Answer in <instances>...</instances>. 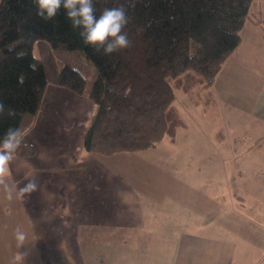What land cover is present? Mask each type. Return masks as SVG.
I'll list each match as a JSON object with an SVG mask.
<instances>
[{"label": "trees", "instance_id": "trees-1", "mask_svg": "<svg viewBox=\"0 0 264 264\" xmlns=\"http://www.w3.org/2000/svg\"><path fill=\"white\" fill-rule=\"evenodd\" d=\"M253 1L94 0L97 15L123 4L130 18L124 31L131 46L103 55L82 43L63 9L45 22L33 0H0V102L17 113L0 118V136L9 127L26 134L35 125L50 81L34 47L46 40L54 51L78 50L96 66L89 88L78 67L58 66L60 86L97 104L84 138L88 152L135 151L174 138L186 124L175 104L176 90L204 109L216 105L215 78L241 42L247 19L264 27L262 17L251 15ZM32 63L38 67L35 72ZM21 74L22 85L17 79ZM27 144L18 156L35 155V145Z\"/></svg>", "mask_w": 264, "mask_h": 264}, {"label": "rangeland", "instance_id": "rangeland-1", "mask_svg": "<svg viewBox=\"0 0 264 264\" xmlns=\"http://www.w3.org/2000/svg\"><path fill=\"white\" fill-rule=\"evenodd\" d=\"M261 1L252 3L251 15L255 18L261 17L257 10ZM251 22L254 21L248 18L247 23ZM246 29L248 26L242 29L241 42L215 78L212 88L217 96L216 105L204 109L192 103L184 91L176 90L175 104L186 124L177 128L174 138L164 137L152 147L112 154L88 153L83 144L96 102L63 89L61 93H52L44 102L39 118L37 116V126L35 122L30 129H33L30 138L35 141L39 158L28 171L38 175L39 196L49 201L68 196L72 210H77L75 199L94 198L88 194L94 188L85 185L91 184L96 190L107 178L113 185L119 180L115 173L140 184V190L143 183L151 181L161 184L163 189L170 188L161 196L168 202L182 199L181 203H188L187 208L186 204L180 205V212L185 216L201 213L197 208L203 197H193L194 189L223 210L233 230L238 232V227H243L238 220L239 211L245 212L243 221L250 224L248 213L253 209L256 213L264 212L260 207L264 205L257 204L258 198L264 196V39H254ZM34 49L45 63L48 87L59 86L58 68L66 63L85 74L88 88L92 85L97 69L82 52L54 51L46 40H38ZM62 151L71 161L59 167ZM21 176L18 186L26 182ZM64 187L68 192L60 194ZM99 192L102 206L108 205L107 189L103 193L99 189ZM241 197L246 199V209L242 207ZM210 202L202 205L203 211L206 212L208 206L213 207ZM195 221L197 219L192 218L185 227H195Z\"/></svg>", "mask_w": 264, "mask_h": 264}, {"label": "crops", "instance_id": "crops-1", "mask_svg": "<svg viewBox=\"0 0 264 264\" xmlns=\"http://www.w3.org/2000/svg\"><path fill=\"white\" fill-rule=\"evenodd\" d=\"M257 10L264 19V0ZM245 26L254 39H264L262 24L246 21ZM61 89L82 96L60 85L51 86L47 88L43 105L52 93H61ZM37 124L38 120L35 127ZM32 130L25 134V139L35 145L30 138ZM62 153L59 167L71 161L64 151ZM38 158L37 151L33 156H18L8 177L9 185L15 187L22 181L21 174L15 170L17 167L25 162L32 166ZM114 175L119 180L113 185L109 178L102 180L96 190L91 184L85 185L94 188L88 191L94 198L75 199L77 210H72L68 196L49 201L35 192L31 200L8 201L0 192V264H264V212L256 213L253 209L248 213L251 223L247 224L243 221L245 212L239 211L238 220L243 227H238L237 232L229 225L223 210L197 190L193 189L192 196L203 197L197 208L201 213L185 216L180 212V205L186 204L187 208L188 203H181L182 199L168 202L161 196L170 188L163 189L161 184L151 181L143 183L140 190V184L120 174ZM64 189L59 193L66 194L68 191ZM99 189L102 193L107 189L109 193L106 206H102ZM172 192L176 193L174 189ZM262 197H255L258 205H264ZM241 198L242 207L246 209V199ZM209 202L213 207L208 206L206 212L203 211L202 205ZM260 207L264 211V207ZM192 218L197 219L195 227H185ZM17 227L27 237L22 247L14 236Z\"/></svg>", "mask_w": 264, "mask_h": 264}, {"label": "clouds", "instance_id": "clouds-1", "mask_svg": "<svg viewBox=\"0 0 264 264\" xmlns=\"http://www.w3.org/2000/svg\"><path fill=\"white\" fill-rule=\"evenodd\" d=\"M36 14L45 22L54 20L63 9L65 18L70 22L73 30H78L82 43L92 47L95 52L111 55L131 46L128 34L124 31L129 23L126 7L121 4L116 7L104 8L99 15L94 0H33ZM25 53H18L23 57ZM33 72L38 70L36 64H29ZM18 83L25 81L24 74L18 76ZM16 110L0 102V118L15 117ZM22 147H30L25 139V133L19 127H9L0 136V192L8 201L14 199L25 200L40 189L38 175L27 171L31 165L27 162L17 167V174H22L26 182L22 186H11L8 177L13 172V166L18 160V153ZM18 246H23L27 237L25 232L17 227L14 233Z\"/></svg>", "mask_w": 264, "mask_h": 264}]
</instances>
